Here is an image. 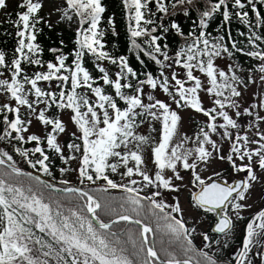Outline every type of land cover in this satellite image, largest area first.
Returning <instances> with one entry per match:
<instances>
[{"label":"snow or ice","instance_id":"snow-or-ice-1","mask_svg":"<svg viewBox=\"0 0 264 264\" xmlns=\"http://www.w3.org/2000/svg\"><path fill=\"white\" fill-rule=\"evenodd\" d=\"M259 2L264 4V0ZM193 3L194 0H122L128 22L130 51L138 50L136 59L141 64L144 61L140 58V52L162 69L160 77L147 72L143 74L144 79H139L127 57H116L104 50L102 38L105 32L99 27L102 14L106 11L102 0H65L62 18L71 20L69 13L78 18L74 41L76 47L71 53V65L66 63L69 57L60 48L48 49L54 54L55 62L41 58L43 48L35 41L42 29L37 26L43 22L51 28L52 24L38 15L43 7L42 0H20L17 7L22 11H17L16 20L11 21L16 28V47L10 62L6 59L5 51L0 50V68L11 74L10 79L0 78V91L15 101L14 107L9 103L0 105L4 126L0 141L8 139L18 143L36 142L34 148L14 147V151L39 174L23 171L8 151L0 149V264H218V260L208 252L194 249L192 235L195 229L190 230L182 218L172 215L183 212L178 203L169 205L162 199H157L159 191L150 196H141L140 189L136 187L139 181L128 179L127 183H118L108 174L109 171L117 173L118 168L123 166L126 171L121 173L122 177L131 178L135 173L146 185L154 183L142 168L145 163L142 146L149 143L150 137L137 134L136 129L146 120L158 121L161 124L159 141L151 148L157 186L178 191L174 180L183 179L178 169L191 170L192 182L199 189L191 194L194 207L206 208L211 212L221 206L227 208L230 204L237 219H242L240 210L246 205L241 201L246 199L252 182L258 179L255 167L264 170V129L259 127V122L264 121V117L256 116L254 137H249L247 133H237L227 154L223 153L211 134L224 129L222 138H229L231 134L228 129L239 127L226 108L236 110L237 117L242 115L236 98L242 95L240 86L247 88L248 84L255 83L254 72L260 73V82L264 84V48L260 47V44H264V16L257 9V0H209L204 9L199 11L192 30L185 35L180 23L173 17L177 15L178 8L183 9L186 18L189 17V8L184 5L191 6ZM6 7L7 0H0V9ZM249 7L255 14L254 24L246 10ZM216 13L222 16L225 23H230L233 17L239 19L248 29L246 38L251 45L250 49L240 47L236 41L229 48L223 43L224 36L211 38V34L205 29ZM165 18L169 19L167 25L163 22ZM108 24L113 27L115 35L112 17H109ZM256 29L262 31L258 32ZM172 31L184 39V44L174 56L169 55L168 43H160ZM240 35L246 34L241 32ZM138 39H143V45ZM63 43L61 40L60 44ZM234 52L243 53L259 62L248 69L247 80L238 74L242 70L240 65L229 64L227 70H224L214 63L216 58L224 54L232 57ZM85 55L93 57V63L102 74L103 84L110 85L115 96L106 94L101 86L96 85V81L84 67ZM105 60L119 67L115 80L111 79L103 67L101 62ZM168 61L172 63L166 64ZM22 63L40 67L46 65L47 70L36 71L29 76L24 72ZM173 63L186 70V80L178 78L175 71L171 73L174 92L170 91L169 77L163 72L165 67L171 68ZM193 69L206 75L209 85L207 88L193 75ZM2 75L0 72V76ZM129 77L135 78L136 83H131ZM40 81H55L59 91H46L38 86ZM188 81L194 82L192 86H185ZM25 85L30 87L26 90ZM145 86L153 90L159 86L172 98L177 109L189 107L207 117V122L192 141L194 148L184 147L191 139L187 136L176 144L172 143L181 117L170 104L152 94L147 95L148 102L145 103ZM81 88L88 89L96 99L90 100L86 93L78 91ZM124 89L131 92L126 93ZM201 89L214 97L213 107L206 109L202 106L199 97ZM29 96H34L35 99L30 100ZM117 97L124 102V108L118 106ZM40 104L45 107L38 111L37 106ZM53 105L57 109H69L73 113L71 121L80 134L72 133L75 139L67 143L66 148L70 154L79 153V157L65 156L64 148L58 142V134L66 131L65 125L58 117L46 115L47 109ZM22 106H26L29 114H34L41 124L51 126V131H46L43 138L36 134L25 137L24 133L28 131L32 121L21 118ZM252 107L264 108V98ZM9 113L14 114L13 118H9ZM243 114L252 115L249 108H244ZM218 117L222 118V123H217ZM44 140L47 148L64 164L79 160L76 171L81 185L85 181L95 185L102 180L104 184L92 191L106 193L109 189H121L125 196L120 198L119 210L101 203L99 198L83 187L68 186L67 180H61L60 183L65 186L57 190L55 183L42 179V176L53 177L50 156L41 146ZM130 144H133L131 149ZM37 153L39 158L33 159ZM213 158L226 160L234 172H245L246 178L234 185L222 184L217 182L220 174L214 173L217 179L208 177L209 182H206L198 171V165L201 162L209 164ZM129 160L134 161V167L129 166ZM237 160L242 163L237 164ZM245 160L247 162L243 163ZM166 169L173 172L172 177L164 176ZM59 171L63 175L68 168L61 167ZM20 177H28L31 182L25 185ZM44 190H56L62 197H49L45 200ZM99 209L107 210L114 218L104 222L97 211ZM149 219L155 223L156 231L169 236V244L175 243V249L169 251L164 247L159 250L156 248L149 237L154 229L150 223L145 222ZM120 222L136 226L134 229L128 227L122 230L126 239H121L118 232L112 231L113 226ZM232 224V219L225 212L215 224L214 231L227 234ZM257 236H264V209L258 211L247 223L235 264H249L248 252ZM202 239L208 241L210 237L202 234Z\"/></svg>","mask_w":264,"mask_h":264},{"label":"rangeland","instance_id":"rangeland-1","mask_svg":"<svg viewBox=\"0 0 264 264\" xmlns=\"http://www.w3.org/2000/svg\"><path fill=\"white\" fill-rule=\"evenodd\" d=\"M15 0H7V7L12 6ZM43 7L41 10L47 12V19L51 24L65 26L70 29H77L78 27V18L74 16V14L69 13L72 16V19L62 18V10L66 7L65 0H42ZM5 9V8H4ZM4 9H0V19L2 18V13ZM172 56V55H170ZM174 56V55H173ZM172 63L171 61L165 62ZM214 63L221 69L227 70V66L229 64L240 65L241 69L238 71V74L241 75L245 80L249 75L248 69L250 66H246L244 64L238 63L232 57H228L226 54L222 55L219 58H216ZM259 63V62H258ZM253 67V66H251ZM162 70V69H161ZM161 70L154 77H160ZM175 71L177 73L178 78L182 80H186L185 72L186 70L180 66L172 64L171 68L165 67L163 72L166 76L169 77V84H170V91H175L174 89V81L171 80V73ZM193 75L198 77L201 80V83L204 88H207L208 80L204 73H201L198 69H193ZM260 73L254 72L253 78L255 83L248 84L247 88L240 86L239 90L242 92V95L237 99V103L240 105V111L242 113L241 116L237 117L235 115L234 109L226 108L229 112V115L235 119L239 125L238 128L232 129L229 128L228 131L230 132L231 136L229 138H222V133L225 131L224 129H218L217 133L211 134V138L215 140L220 148L223 150L224 154H227L230 150V145L232 140L235 139L237 133L243 135L247 133L249 137H254V133L256 131V127L254 122L256 121V116L259 115L264 117V108H253V104H259L261 98H264V84L260 82ZM194 82L188 81L186 83V87L192 86ZM88 97L96 99V97L90 92L85 91ZM152 94L154 97L165 101L166 103L170 104L173 110H176L181 117L180 121L178 122V130L177 134L174 136L172 141L173 144L180 142L185 136L191 138L184 144L186 148H194V144L192 141L195 140L196 134L198 133L199 129L205 125L207 122V117L204 116L202 113L196 112L195 110L189 107H183L177 109L176 104L172 101V98L164 93L159 86L153 90L148 86L144 87V102L147 103V95ZM227 94V93H226ZM199 97L202 101V106L204 108H211L213 107L212 100L214 97L209 96L206 91L203 89L199 90ZM31 100L35 99L34 96H29ZM0 100L2 102H11L15 103L14 100L10 98V96L4 92L0 93ZM44 104H40L37 106V110L39 111L40 108H44ZM125 107V106H124ZM123 107V108H124ZM249 108L252 115L243 114V109ZM23 111V119L28 120L31 119L32 123L28 126V131L24 133L25 136L29 134H36V135H45L46 131H51V126H45L41 124L37 119L36 116L30 115L29 110L26 106L21 107ZM48 111H46L47 113ZM73 113L69 109H60L57 111V117L64 123L66 131L64 133L58 134V142L64 148L65 156L68 155H76L79 157V153L70 154L66 148L67 143L71 142L75 138L72 136V133H76L79 135V130L77 129L76 125L71 121V116ZM248 116V117H247ZM222 118H217V123H222ZM101 126H103L101 124ZM259 127L264 129V121L259 122ZM161 124L158 121L154 120H146L144 123L139 124V127L136 129L137 134L144 135L150 137L149 143L142 146V156L145 163L142 165L144 171H146L153 179L154 183L151 185H146L142 178L135 173L131 178L129 177H122L121 173L126 171V169L121 166L118 168L117 173L108 172L111 179L118 183H127L128 179H136L139 183L136 185L137 188L140 189V193L145 196H150L153 192L159 191L160 196L157 199H162L165 203L169 205L179 204V206L183 209L182 213H172V215L176 216L177 218H182L186 222V227L190 230L195 229L193 232V239L196 241V244H199L202 249L208 251L211 254L216 256H223L225 251L229 252L231 259L234 261L236 254L239 249L242 247L238 245L234 241L236 238L243 232V236L246 231L247 223L252 219V217L260 210L264 209V170L259 169L258 166L255 167V173L258 179L252 182V187L248 191L246 199L241 201V203L245 204L246 207L240 210V215L242 219H237L235 212L231 209V205L228 204L227 208H223L222 212H227L230 218L233 221L231 228L228 230L227 234L224 233H217L211 230V224L214 220V217L211 218V212L206 211V208H198L194 207V202L192 201V192L197 188L196 185L192 182L191 170H184L183 168H179L180 175L183 177L182 180H174V185L178 186V191H172L164 188H159L158 182L155 181V171L156 168L154 166V162L152 160L151 155V148L153 144L158 143L159 141V134H160ZM46 145V140L43 141V146ZM33 146H36L33 145ZM209 150H211L210 146ZM129 148H133V144L129 145ZM123 151V148L121 149ZM191 160V158H190ZM245 160L243 163H246ZM237 164L242 163L241 161L237 160ZM79 160H71L68 164H65V167L68 168V171L65 172L61 179H54L53 180L61 181L67 180L72 182L71 184H75L79 181L78 172L76 169L78 168ZM129 166H135L134 161L129 160ZM198 171L202 178L208 180V177L217 178L214 176V173H219V178L225 181H232L235 177L243 175L246 178L245 172H234L231 165L225 160L221 161L219 159L213 158L209 164L200 163L198 165ZM164 176L172 177L173 172L170 169H166L164 171ZM25 185L29 184L28 181L25 179L19 178ZM50 179V180H51ZM51 180V181H53ZM26 181V182H25ZM55 182V181H54ZM99 184L103 185L104 181L100 180L97 181ZM57 183V182H55ZM59 184V183H58ZM63 185V184H60ZM77 185V184H76ZM84 185H89L87 181H85ZM83 187V186H81ZM84 188V187H83ZM87 190V189H86ZM116 190V189H114ZM88 191V190H87ZM43 195L45 200H48L49 197L54 199H59L61 196L54 195L49 192V190L43 191ZM235 195V194H233ZM67 203V201H65ZM170 211V209H168ZM208 230L212 231L209 232ZM217 233V234H216ZM202 234H207L210 239L208 241H203ZM215 234V235H213ZM150 235V234H149ZM152 236V233H151ZM258 237V236H257ZM256 237V239H257ZM252 244L248 252V261L249 264H264V247L258 251L257 241ZM243 241V239H242ZM228 249V250H227ZM230 259V260H231Z\"/></svg>","mask_w":264,"mask_h":264},{"label":"trees","instance_id":"trees-1","mask_svg":"<svg viewBox=\"0 0 264 264\" xmlns=\"http://www.w3.org/2000/svg\"><path fill=\"white\" fill-rule=\"evenodd\" d=\"M208 2L209 0H194L193 5L191 6L185 4L184 7L189 8V13H190L189 17L187 18L183 15V9L181 8L177 9V15L173 18L176 19L180 23L185 35L190 30H192L194 22L198 20L199 11L203 10L204 7L208 4ZM19 3H20V0H15L12 6L6 7L3 10L2 18L0 19V50L5 51L6 59L8 62L11 61L13 57L14 49L16 47V36H15L16 28L14 24L11 23V21L16 20L17 17L15 13L17 11H22V9H19L17 7ZM102 5L105 7L106 11L102 14L99 27L103 29L105 32V35L102 38L103 43L105 45L104 50L108 51L110 54L116 57H119V56L127 57L129 65L137 72L139 79H144L145 77L143 74L147 72H151L152 75L155 76L158 73V71L161 70V67L157 65L154 61L150 60L148 57L144 56L142 52L139 53L141 60L144 61V63L141 64L136 59L138 50L130 51V39H129V33L127 31L128 22L126 19V12L123 7L122 0H102ZM257 9L261 13V15L264 16V4L260 3L259 0H257ZM153 10H154V4H153ZM246 10L249 11V18L254 24L255 14L251 12L250 7L246 8ZM38 15L40 17H43L45 21H48L46 11L40 10ZM109 17H112L114 20V28H115V33H116L115 35L113 34V27L108 24ZM163 22L167 25L169 23V19L165 18ZM37 27L42 29V31L37 35V39L35 41L43 48V54L41 58L44 61L52 60L53 62H55L54 54L49 52L48 49L49 48H60L63 51V53L68 55L69 57L66 63L71 65L72 59H73L71 53L73 49L76 47L75 42H74L76 38V29L74 30V29H70L65 26L54 25V24H52V27L49 28L47 24L43 22L39 24ZM85 27H87V25H85ZM205 31L211 34V38L224 36L225 39L223 43L226 44L229 48H231V43L233 41H236L240 47H243L246 50L251 48V45L248 44L247 38H246L248 29L239 21L238 18L233 17L230 23H225L223 22L222 16L219 13H216L209 20L208 27L205 29ZM256 31L261 32L262 30L256 29ZM241 32L245 33L246 35H243V36L240 35ZM61 40H63L64 42L63 45L60 44ZM138 42L143 45V39H138ZM165 42L168 43L169 45L168 47L169 55L173 56L175 52L179 49L178 48L179 44L180 43L182 45L184 44V39L180 36H177L175 32L172 31L169 34H167L166 40L161 41L160 43L163 44ZM260 47L264 48V44H260ZM232 59H234L238 63L244 64L250 67L258 64V61L244 55L243 53H239V52H234ZM101 63L103 67H105V69L108 71L111 79L115 80L116 73L120 70L119 67L117 65H113L109 63L107 60L102 61ZM83 64H84V67L88 69V71L90 72L94 80L96 81V85L101 86L104 89L106 94H111L115 96L114 89L110 85L103 84V80L101 79L102 74L97 70L95 64L93 63V57H91L90 55H85ZM21 66L24 72L27 73L29 76H31L36 71H46L47 70L46 65L44 67H40V66L22 63ZM0 72L3 73V75L0 76V78L10 79L11 74L6 69L0 68ZM129 81L133 84L136 83V79L132 77H129ZM124 82L125 81H122V83ZM38 86L42 87L46 91H57V92L59 91V89L56 86L55 81H53L52 83L40 81L38 82ZM28 87L30 86L25 85L26 90ZM69 87H70V83H69ZM87 90L88 89H85V88L78 89V91L82 93H85V91ZM123 91H125L126 93L131 92V90L129 89H124ZM1 92L3 91H0V93ZM90 100H95V99L90 98ZM116 100H117L119 107L123 108L125 106L124 102L120 101L118 97L116 98ZM4 103H9L13 107L15 106V103H11L8 101L2 102L0 100V105H3ZM58 110L60 109H57L55 105H53L52 107L47 109L48 112L46 113V115L49 117H53V118L57 117ZM20 115H21V118L23 119L22 109L20 110ZM13 116H14L13 113H9L10 119L13 118ZM2 121H3V113H0V134L3 133V127H4ZM44 136L45 135H42L41 137L43 138ZM35 144L36 142L18 143L14 140L10 142L8 139H5V140L0 141V149L8 151L9 154L13 156L14 160L17 163V166L23 169H30V170L36 171L35 169L31 168L28 165V163L18 153L14 151V147H22V148L31 149L35 147L33 146ZM41 146L45 149L46 153L50 156L51 171L53 173V178L54 179L65 178L61 174L58 173L61 167H65V164L59 159V157L52 150L47 148V145L43 146V143H42ZM32 158L33 159L39 158V154L38 153L35 154ZM20 178L25 179L26 181H28V183L31 182L28 177H20ZM47 178L51 179V177H47ZM53 181L61 184L60 181H57V180H53ZM71 183L72 182H69V184ZM75 184L79 186H83L85 189H87L90 192V194L99 198L101 200V203H107L111 207H116L118 210H119L118 206L121 203L120 198L125 196V193L121 189H116V190L109 189V191L106 193H98V192L92 191L93 188H97L101 186L99 182H96L95 185H91V184L81 185L78 181ZM49 192L51 194L59 195L62 197V194L56 190H49ZM140 195L145 196V195H142L141 193ZM105 197H111L112 199L105 200L104 199ZM80 203H83V202L81 201ZM142 203H146V202L142 201ZM97 211L99 212L101 219H103L104 221H107L113 217L107 210L99 209ZM211 218H213V211L211 212ZM145 222L150 223L154 229L152 236L149 235V237L151 240H153L158 250L161 247L167 248L169 251H172L173 249L176 248L175 243L169 244V236L166 233L155 230V223L153 221L149 219V220H146ZM128 227H133L134 229L136 226L129 225L125 222H120L116 224L115 226H113L112 231L118 232V234L121 235V239H126V237L122 234V230ZM208 231L212 232L210 230ZM242 239H243V232H241V234L236 238L234 242L237 243L238 245H241ZM256 241H257L258 251H260L264 247V236H258ZM128 247L130 248L131 246L129 245ZM193 247L195 250L202 249V247L199 244H196V241L194 239H193ZM202 250L206 251L204 249ZM209 254L218 260V264L234 263V261L232 260L233 258L231 259V256L229 255L228 251H225L223 256H216L211 253Z\"/></svg>","mask_w":264,"mask_h":264},{"label":"water","instance_id":"water-1","mask_svg":"<svg viewBox=\"0 0 264 264\" xmlns=\"http://www.w3.org/2000/svg\"><path fill=\"white\" fill-rule=\"evenodd\" d=\"M182 44H179V46H178V48H180V46H181ZM21 168V167H20ZM23 171H25V172H31V173H33L34 175H36V174H39V173H37L36 171H34V170H30V169H23V168H21ZM42 179H45V180H49V181H51L49 178H47L46 176H42ZM213 179H217V178H213ZM245 178H244V176L243 175H240V176H238V177H235L232 181H225V180H221V179H217V182H219V183H222V184H232V185H234L237 181H242V180H244ZM53 183H55L54 181H52ZM206 182H209L208 180H206ZM56 184V189L58 190V189H60V188H62V187H64L65 185H60V184H58V183H55ZM68 186H76V187H81V186H79V185H76V184H69ZM86 190V189H85ZM87 191V190H86ZM194 191H199V189L198 188H196ZM193 191V192H194ZM235 194V193H234ZM222 207H224V206H221V208ZM221 208H219V209H214V221L212 222V224H211V230H213L214 231V227H215V224L225 215V213H223L222 211H221ZM112 218H114V217H112ZM109 220H107V221H104V222H108ZM95 222V221H94ZM96 223V222H95ZM150 236H151V234H150Z\"/></svg>","mask_w":264,"mask_h":264}]
</instances>
